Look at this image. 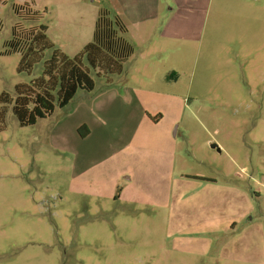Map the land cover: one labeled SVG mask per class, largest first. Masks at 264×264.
<instances>
[{
    "label": "rangeland",
    "instance_id": "obj_1",
    "mask_svg": "<svg viewBox=\"0 0 264 264\" xmlns=\"http://www.w3.org/2000/svg\"><path fill=\"white\" fill-rule=\"evenodd\" d=\"M43 5L0 3V95L14 97L17 84L40 77L52 52L45 51L30 75L18 73L20 54L8 53L14 25L23 40L33 27L49 26L48 41L68 58L92 41L97 0L73 9L85 21L58 24H66L60 30ZM14 8L37 19L22 21ZM175 18L190 40L169 43L146 70L133 53L121 75L110 77L120 88L109 92L119 95L125 79L148 76L151 85L140 89L152 93L140 105L151 124L161 116L157 124L144 127L130 104L114 108V131L105 129L98 140L81 137L85 126L75 130L76 123L94 117L89 112L101 89L110 88L85 60L93 90H77L45 119L21 127L6 107L0 264H264V0H212L207 10L183 7ZM111 141L130 146L75 177L82 159L97 163L96 142ZM98 151L110 156L102 146ZM125 163L131 183L114 184Z\"/></svg>",
    "mask_w": 264,
    "mask_h": 264
},
{
    "label": "crops",
    "instance_id": "obj_2",
    "mask_svg": "<svg viewBox=\"0 0 264 264\" xmlns=\"http://www.w3.org/2000/svg\"><path fill=\"white\" fill-rule=\"evenodd\" d=\"M40 3L44 4L45 10L47 12L48 6L50 11L55 14V25L54 29L60 30L64 29L66 24H70V22L76 21H85L84 17H77V14H73V9L75 8H83L87 7V5L92 1L90 0H38ZM97 7H93L94 9V24L98 12L100 10H106L112 12L115 17H118L121 22L124 24L126 28V33L124 35L125 41L131 45L133 49V53H139L142 69H147L153 65H155V57L156 54H163L166 51L169 43H177L178 41L185 42L186 40H190V37H185V32L183 31V24L179 23L178 18H175L177 12L180 8L188 7V8H207L210 6L212 0H97ZM237 2L247 3L248 0H237ZM42 6V7H43ZM102 8V9H101ZM91 17L88 18L89 21ZM65 26H59L63 25ZM201 23L205 24V20L201 21ZM59 24V25H58ZM203 24V25H204ZM46 28V32H49V26L43 25ZM92 26V24H91ZM53 45V41L51 42ZM56 45V44H55ZM60 48L62 46L60 45ZM62 53V52H61ZM64 54V53H62ZM65 55V54H64ZM149 57H153L154 59H148ZM147 59V60H146ZM146 60V62H145ZM146 63H151L146 65ZM121 75V74H120ZM119 76V75H118ZM150 78L148 76H143L141 79L137 77H131L129 79H125V85L122 86L123 91L121 94H113V92H109L114 88H118L116 86L118 84V78L113 79L110 78L107 82L109 89H101V93L99 97L96 99V103L94 105V112H89L88 120H79L75 125V130L78 126H85L88 130V136L94 137V139L98 140V135L103 133L105 129H110L112 131L115 130V112L114 108L123 109L125 107H129V105H133L136 111H139L141 115V124L147 126L154 125L161 120V116L157 117L153 120L151 124L149 121H146V117L144 116V111L142 105H140V101L146 97V95L151 94L152 92L147 89L143 90L140 88L147 87L151 85ZM94 83V82H93ZM116 83V85H115ZM94 88V85H93ZM120 88V87H119ZM132 89H140V90H132ZM93 90V89H92ZM115 104H118L115 106ZM130 105V106H131ZM111 110V111H108ZM142 110V111H141ZM121 112V110L119 111ZM149 116V115H148ZM150 119V117H149ZM152 121V119H150ZM148 127V126H147ZM135 132L134 134H136ZM135 136H133L134 138ZM100 146L105 148L110 156L105 158V154L98 151ZM130 145L125 143L124 145H116L111 141L108 145H101L98 142L94 145V150L91 152L92 157L98 158L97 163L88 165L83 162V159L77 166V173L75 177L85 174L86 172L94 169L96 166H101L108 159L115 158L119 153L128 148ZM138 151L144 152L145 146L143 144L138 145L136 147ZM87 157V155H85ZM130 164V162H128ZM131 166H126V163L122 169L119 168L120 171H115L116 179L114 184H118L120 180L131 183V178L128 174H131L129 170ZM134 171V167H132ZM80 171V172H79ZM79 172V173H78ZM117 187V186H116ZM82 193H88L89 189L81 187ZM115 189V186L113 187ZM126 188L121 189L115 199L122 198V194H124ZM98 193L100 191H97ZM95 194V193H93ZM100 194V193H99ZM102 196L106 197L104 191L101 193ZM112 197L111 195H107Z\"/></svg>",
    "mask_w": 264,
    "mask_h": 264
},
{
    "label": "trees",
    "instance_id": "obj_3",
    "mask_svg": "<svg viewBox=\"0 0 264 264\" xmlns=\"http://www.w3.org/2000/svg\"><path fill=\"white\" fill-rule=\"evenodd\" d=\"M27 11L29 9L21 14V10L14 8V13L22 21L34 22L37 14L31 11L29 14ZM19 28V24L12 27L8 52L20 54L18 73L30 75L34 65L41 62L45 51L52 50L40 77L30 84H17L14 97L6 92L0 95V121H3L6 107L11 106L10 110L21 127L32 126L38 119H45L53 113L55 107H65L77 90L92 91L94 83L83 60L97 76L108 81L111 76L122 73L124 64L133 54L131 45L124 39V24L118 17H111L106 10L98 12L92 41L73 58L54 49L45 35V26L33 27L24 40ZM78 134L83 137L88 131L81 127Z\"/></svg>",
    "mask_w": 264,
    "mask_h": 264
},
{
    "label": "water",
    "instance_id": "obj_4",
    "mask_svg": "<svg viewBox=\"0 0 264 264\" xmlns=\"http://www.w3.org/2000/svg\"><path fill=\"white\" fill-rule=\"evenodd\" d=\"M210 147L211 148H216L217 146L215 144H212Z\"/></svg>",
    "mask_w": 264,
    "mask_h": 264
}]
</instances>
